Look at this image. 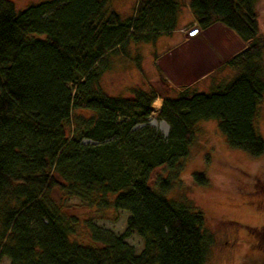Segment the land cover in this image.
<instances>
[{"label": "trees", "instance_id": "1", "mask_svg": "<svg viewBox=\"0 0 264 264\" xmlns=\"http://www.w3.org/2000/svg\"><path fill=\"white\" fill-rule=\"evenodd\" d=\"M184 2L138 0L124 18L114 0H46L24 9L0 0V261L209 264L206 214L169 193L202 121H216L231 147L264 157L256 126L264 99L259 0L188 1L199 29L221 24L245 44L220 69L232 75L209 91L193 84L161 96L144 84L115 97L103 86L105 72L133 56L131 43L177 29ZM160 98L167 137L149 124ZM164 167L172 174L155 176ZM194 178L207 183L204 174ZM71 199L98 219L128 212L125 232L71 215ZM133 235L141 252L127 242Z\"/></svg>", "mask_w": 264, "mask_h": 264}, {"label": "rangeland", "instance_id": "2", "mask_svg": "<svg viewBox=\"0 0 264 264\" xmlns=\"http://www.w3.org/2000/svg\"><path fill=\"white\" fill-rule=\"evenodd\" d=\"M10 1L18 9H24L46 0ZM133 1L114 0L122 17H130L132 9L129 5ZM188 1L185 0V3ZM258 8L262 33H264V0H259ZM176 33L180 35V32ZM189 33L187 36L191 37ZM244 46L245 44L234 32L219 26L213 29L210 37L203 44L189 46L181 52H173L168 56L170 59L161 60L162 72L159 77L145 70L143 74L147 83H143L138 69L132 68L129 64L127 66L125 63H118L112 70L105 72L103 86L108 95L115 97L125 96L131 87L144 86V84L152 86L159 95L165 96L170 91V86L173 87V91H178L186 87L185 83L189 84L192 79L204 77L192 85L197 90L209 91L213 83L225 82L227 79L225 77L232 75L233 71L230 69L222 71L220 69ZM169 50L171 49H168L167 53L170 52ZM143 52L146 53L144 50ZM201 66L203 72H199ZM158 100L161 106L155 107V103L153 104L149 124L167 137L170 129L168 123L158 119L164 100L160 98L156 101ZM256 126L264 137V99L259 106ZM84 142L93 143L90 140ZM183 164L184 167L177 175L174 188L169 195L172 198H179L178 201L185 198L191 200L195 208L206 214L209 230L213 234L209 264H264V228H261L264 224V157L257 158L248 152L231 147L216 121H202L199 123L197 137L190 148V154ZM171 174L172 172L165 167L155 172V176ZM195 174H204L207 183H199L194 178ZM69 203L73 205L69 210L71 215H77L81 219L93 217L97 225L108 233L121 235L126 230V220L129 217L126 211L116 215L109 213L103 215V219H98L97 213L89 211L86 207H80L78 200L71 199ZM228 239L230 243H234L223 249L224 242ZM127 242L135 246L138 252L142 251V239L137 235L128 238ZM0 264H11V261L3 258Z\"/></svg>", "mask_w": 264, "mask_h": 264}, {"label": "crops", "instance_id": "3", "mask_svg": "<svg viewBox=\"0 0 264 264\" xmlns=\"http://www.w3.org/2000/svg\"><path fill=\"white\" fill-rule=\"evenodd\" d=\"M138 0H134L131 5V16H134L136 12ZM185 3V2H184ZM129 4V3H128ZM115 9L118 11L116 7V2L114 3ZM119 12V11H118ZM120 13V12H119ZM219 26L224 27L221 24H215L214 26L210 27L207 30L199 29L198 26L195 23V17L188 7V2L185 3L184 7L182 8L181 12H179V18H178V26L177 29L171 33H161L157 36L155 40H150L149 42H142L140 44L131 43L129 46V52L134 54L132 56L133 59H130L127 63L132 67L139 70L141 73L142 80L147 83L143 71L145 72H152L154 73V76L159 77V75L162 72V63L161 60L167 61L170 59L168 56L172 54L173 52H181V50L188 49L189 46H198L200 44H203L208 40L210 37L211 32L214 28H217ZM198 28V32L196 35L188 37L187 33L193 29ZM183 30L185 32H183ZM180 32V35L176 32ZM239 38V37H238ZM241 40V39H240ZM146 52L144 53L143 50ZM144 48H147L145 50ZM140 49L142 51H140ZM170 52L167 53V50ZM166 52V53H165ZM139 61H138V59ZM161 64V65H160ZM147 67V69H146ZM199 72H203V67L199 69ZM196 78V77H195ZM204 77H200L199 79H192L193 81L188 83H185V86L192 85L193 83H196V81L202 80ZM174 84L173 82H170ZM188 84V85H186ZM175 85V84H174ZM170 88H173L170 86Z\"/></svg>", "mask_w": 264, "mask_h": 264}, {"label": "flooded vegetation", "instance_id": "4", "mask_svg": "<svg viewBox=\"0 0 264 264\" xmlns=\"http://www.w3.org/2000/svg\"><path fill=\"white\" fill-rule=\"evenodd\" d=\"M261 228H262V229L264 228V224L262 225V227H261ZM259 232H260V233L262 232V231H261V229H259ZM233 243H234V242L230 243L229 239H228V240H226V241L224 242L223 249H227V247H229V246H232V245H233Z\"/></svg>", "mask_w": 264, "mask_h": 264}, {"label": "built area", "instance_id": "5", "mask_svg": "<svg viewBox=\"0 0 264 264\" xmlns=\"http://www.w3.org/2000/svg\"><path fill=\"white\" fill-rule=\"evenodd\" d=\"M189 32H190L189 34H190L191 36H194V35H196L195 32H196V33L198 32V29L196 28V29H193V30H191V31H189Z\"/></svg>", "mask_w": 264, "mask_h": 264}, {"label": "bare ground", "instance_id": "6", "mask_svg": "<svg viewBox=\"0 0 264 264\" xmlns=\"http://www.w3.org/2000/svg\"><path fill=\"white\" fill-rule=\"evenodd\" d=\"M161 106V102L158 100L155 102V107H160Z\"/></svg>", "mask_w": 264, "mask_h": 264}]
</instances>
